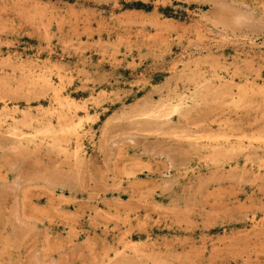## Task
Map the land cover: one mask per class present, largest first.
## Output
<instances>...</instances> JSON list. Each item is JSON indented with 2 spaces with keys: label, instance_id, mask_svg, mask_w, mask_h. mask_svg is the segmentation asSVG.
<instances>
[{
  "label": "rangeland",
  "instance_id": "obj_1",
  "mask_svg": "<svg viewBox=\"0 0 264 264\" xmlns=\"http://www.w3.org/2000/svg\"><path fill=\"white\" fill-rule=\"evenodd\" d=\"M0 264H264V0H0Z\"/></svg>",
  "mask_w": 264,
  "mask_h": 264
}]
</instances>
